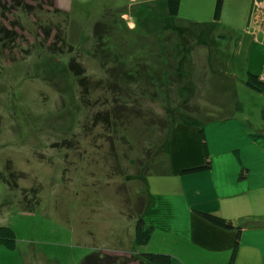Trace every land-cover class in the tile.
I'll use <instances>...</instances> for the list:
<instances>
[{
  "label": "rangeland",
  "instance_id": "rangeland-1",
  "mask_svg": "<svg viewBox=\"0 0 264 264\" xmlns=\"http://www.w3.org/2000/svg\"><path fill=\"white\" fill-rule=\"evenodd\" d=\"M253 1L264 4L223 0L218 21L216 0H181L174 17L166 0H54L0 16L15 32L0 41V224L16 237L14 249L0 245V264L149 251L153 242L133 243L132 216L173 127L210 101L196 97L210 84L206 29L232 53Z\"/></svg>",
  "mask_w": 264,
  "mask_h": 264
},
{
  "label": "crops",
  "instance_id": "crops-1",
  "mask_svg": "<svg viewBox=\"0 0 264 264\" xmlns=\"http://www.w3.org/2000/svg\"><path fill=\"white\" fill-rule=\"evenodd\" d=\"M251 9L252 5L244 30L235 31L231 40L232 53H227L222 34L206 29L208 43H213L202 49L210 84L196 97L210 101L196 103L197 121L192 118L188 126L178 122L176 132L172 126L163 170L146 182L150 200L144 218L153 225L146 246L153 242L148 250L168 253L171 264L229 262L236 231L214 225L194 210L241 226L233 264H264V82L261 89L247 84L250 73H264V35L249 23ZM201 131L210 167L181 173L204 162ZM167 177L169 188L152 195L150 185H159L160 180L165 184Z\"/></svg>",
  "mask_w": 264,
  "mask_h": 264
},
{
  "label": "trees",
  "instance_id": "trees-1",
  "mask_svg": "<svg viewBox=\"0 0 264 264\" xmlns=\"http://www.w3.org/2000/svg\"><path fill=\"white\" fill-rule=\"evenodd\" d=\"M180 1L181 0H166L167 13L169 16L174 17L178 14L180 8ZM34 2H38L37 4H39V6L42 2L44 4L47 3L50 6L55 5L54 0H1L0 16H3L5 18V11H7V13H11L13 10H20L21 8L29 12L35 7V4H32ZM53 9L57 11L56 7H53ZM221 10L222 0H216L213 13V18L215 20L219 19ZM1 22L0 41L3 40V42H6L7 39H9L10 42L13 41V38L15 37V32H13L14 29L10 30V26L9 28H7L3 23L1 24ZM15 24L16 22H13V26ZM68 68L70 71H73L77 76L83 79L86 77L80 70L78 63H75L74 58H70V61L68 62ZM262 83L263 82L260 81L259 76L250 73L249 78L247 80V84H249L255 89H261ZM200 136L202 139V148L204 153L203 164L194 167L184 168L181 173L205 170L210 167L209 154L202 131L200 132ZM146 205H148V199L146 198V200H144L140 198L135 213L132 216L135 219L133 239L135 247L146 246L153 232V225L147 223L144 218V209ZM194 212L214 225L225 229H234L236 231L237 238L235 244L233 245L228 262V264H233L237 252L238 238L241 231V226L234 225L230 219L224 218L213 213L200 210H194ZM0 245H3L7 249H14L16 246V237L14 231L9 226L3 224H0ZM133 261H135L137 264H171V257L168 253L162 251H141L134 252V254L131 253V255L127 256V254L119 255L116 253L114 254V252L107 253L103 252L102 249H98L85 255L82 258L80 264H129Z\"/></svg>",
  "mask_w": 264,
  "mask_h": 264
},
{
  "label": "built area",
  "instance_id": "built-area-1",
  "mask_svg": "<svg viewBox=\"0 0 264 264\" xmlns=\"http://www.w3.org/2000/svg\"><path fill=\"white\" fill-rule=\"evenodd\" d=\"M260 1V0H259ZM252 9L250 12L249 23L259 26L262 34L264 35V4H261L259 10H254V1L252 2ZM260 81L264 82V73L259 76Z\"/></svg>",
  "mask_w": 264,
  "mask_h": 264
}]
</instances>
